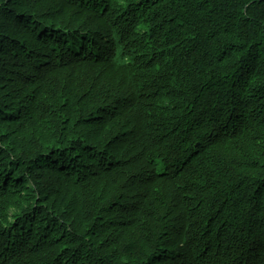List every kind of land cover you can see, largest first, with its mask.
<instances>
[{
  "label": "trees",
  "instance_id": "16d2710c",
  "mask_svg": "<svg viewBox=\"0 0 264 264\" xmlns=\"http://www.w3.org/2000/svg\"><path fill=\"white\" fill-rule=\"evenodd\" d=\"M0 264H264V0H0Z\"/></svg>",
  "mask_w": 264,
  "mask_h": 264
}]
</instances>
